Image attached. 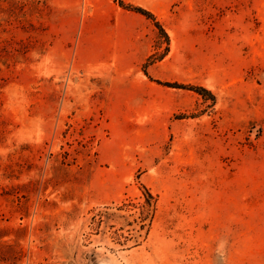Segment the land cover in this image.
Returning <instances> with one entry per match:
<instances>
[{
	"label": "rangeland",
	"instance_id": "1",
	"mask_svg": "<svg viewBox=\"0 0 264 264\" xmlns=\"http://www.w3.org/2000/svg\"><path fill=\"white\" fill-rule=\"evenodd\" d=\"M122 1L0 0V264H264V0Z\"/></svg>",
	"mask_w": 264,
	"mask_h": 264
},
{
	"label": "trees",
	"instance_id": "2",
	"mask_svg": "<svg viewBox=\"0 0 264 264\" xmlns=\"http://www.w3.org/2000/svg\"><path fill=\"white\" fill-rule=\"evenodd\" d=\"M118 2H119L121 5H123V6L127 7V8H129V9H131V10L137 12V13H140V14L144 15L146 18H149V19L153 20L155 26H157V28H158V29L161 31V33L163 34V36H164L166 42L168 41V36H167V34H166L165 31L163 30V28L161 27V25L159 24V22H158V21H155V17H154V15H153L152 12H150L149 10L144 9V8H142V7H140V6L132 5V4H130V3H126V4H125V3H123L122 0H118ZM162 84H163V85H166V86H171V87H185V86H186V85H182L181 83H176V82H162ZM188 86H189V85H188ZM188 88H190V89H192V90H194V91L200 93L201 95L208 94V95L210 96V98H211L212 100H214V95L211 93V91L208 90V89H206V88L203 87V86H193V85H190V87H188ZM146 192H147V191H146ZM148 194H149V193H148ZM149 196H150V195H149Z\"/></svg>",
	"mask_w": 264,
	"mask_h": 264
}]
</instances>
